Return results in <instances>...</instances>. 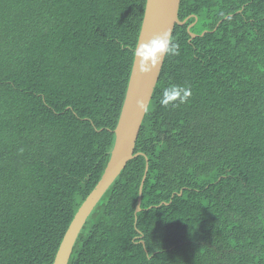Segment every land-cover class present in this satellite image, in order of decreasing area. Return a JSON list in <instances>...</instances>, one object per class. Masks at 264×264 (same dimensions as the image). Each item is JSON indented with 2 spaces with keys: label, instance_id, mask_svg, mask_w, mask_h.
<instances>
[{
  "label": "trees",
  "instance_id": "obj_1",
  "mask_svg": "<svg viewBox=\"0 0 264 264\" xmlns=\"http://www.w3.org/2000/svg\"><path fill=\"white\" fill-rule=\"evenodd\" d=\"M145 3L0 0V264H52L100 179ZM178 18L139 155L68 264H264V0H180ZM170 84L189 101L162 107Z\"/></svg>",
  "mask_w": 264,
  "mask_h": 264
},
{
  "label": "water",
  "instance_id": "obj_2",
  "mask_svg": "<svg viewBox=\"0 0 264 264\" xmlns=\"http://www.w3.org/2000/svg\"><path fill=\"white\" fill-rule=\"evenodd\" d=\"M179 5L180 0H146L136 46L139 43L147 42L164 31L170 32L172 36L175 25L183 26L186 20L180 21L178 18ZM193 25L194 23L189 25L187 31ZM189 35L191 38L196 36L193 33H189ZM164 58L165 56L161 58L157 70L152 74L142 76L138 72L139 61L138 59L136 61L134 56L123 104L113 131L114 143L107 164L97 184L74 214L63 235L52 264H68L75 242L89 215L123 171L126 164L139 155V153H134L137 137L152 99ZM138 102H143L144 107L139 108ZM144 180L145 174L138 191L136 212L140 210L139 206Z\"/></svg>",
  "mask_w": 264,
  "mask_h": 264
},
{
  "label": "clouds",
  "instance_id": "obj_3",
  "mask_svg": "<svg viewBox=\"0 0 264 264\" xmlns=\"http://www.w3.org/2000/svg\"><path fill=\"white\" fill-rule=\"evenodd\" d=\"M165 55H179V45L173 41L168 31L154 36L147 42L139 43L134 49L136 61L137 59L139 61V74L142 76L152 74L158 69L161 58ZM191 95L192 92L190 87L170 84L162 90L159 104L164 108H168L169 106L173 108L179 107L187 103ZM138 107L143 108V102H138Z\"/></svg>",
  "mask_w": 264,
  "mask_h": 264
}]
</instances>
